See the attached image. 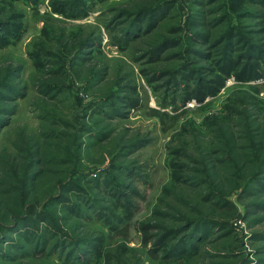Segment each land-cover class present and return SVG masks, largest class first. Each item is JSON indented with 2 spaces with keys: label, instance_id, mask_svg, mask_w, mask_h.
Segmentation results:
<instances>
[{
  "label": "rangeland",
  "instance_id": "rangeland-1",
  "mask_svg": "<svg viewBox=\"0 0 264 264\" xmlns=\"http://www.w3.org/2000/svg\"><path fill=\"white\" fill-rule=\"evenodd\" d=\"M259 56L264 0H0V264H264V74L183 97Z\"/></svg>",
  "mask_w": 264,
  "mask_h": 264
},
{
  "label": "trees",
  "instance_id": "trees-1",
  "mask_svg": "<svg viewBox=\"0 0 264 264\" xmlns=\"http://www.w3.org/2000/svg\"><path fill=\"white\" fill-rule=\"evenodd\" d=\"M58 11L64 12L61 8ZM21 29V26L18 27ZM258 61L245 62L244 64L238 59H228L222 64L217 73L209 80L197 83L194 88H185L184 102L195 101L202 103L203 101L217 96L225 87L226 81L232 78L238 82H252L259 79L264 73L261 69V62L264 63V56H259ZM242 66V68H240ZM162 245L165 243L162 242ZM168 245H164L163 248Z\"/></svg>",
  "mask_w": 264,
  "mask_h": 264
}]
</instances>
